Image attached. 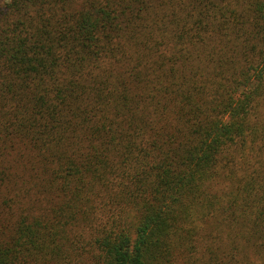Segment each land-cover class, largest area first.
Wrapping results in <instances>:
<instances>
[{"label":"trees","instance_id":"obj_1","mask_svg":"<svg viewBox=\"0 0 264 264\" xmlns=\"http://www.w3.org/2000/svg\"><path fill=\"white\" fill-rule=\"evenodd\" d=\"M0 264H264V0H8Z\"/></svg>","mask_w":264,"mask_h":264},{"label":"rangeland","instance_id":"obj_2","mask_svg":"<svg viewBox=\"0 0 264 264\" xmlns=\"http://www.w3.org/2000/svg\"><path fill=\"white\" fill-rule=\"evenodd\" d=\"M8 0H0V8L4 7V5H6Z\"/></svg>","mask_w":264,"mask_h":264}]
</instances>
